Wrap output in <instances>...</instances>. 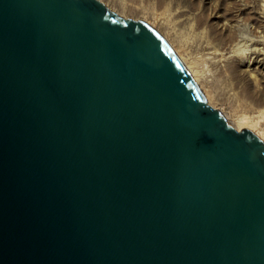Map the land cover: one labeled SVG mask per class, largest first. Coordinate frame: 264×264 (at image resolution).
<instances>
[{"label": "water", "instance_id": "obj_1", "mask_svg": "<svg viewBox=\"0 0 264 264\" xmlns=\"http://www.w3.org/2000/svg\"><path fill=\"white\" fill-rule=\"evenodd\" d=\"M0 264H264V144L148 25L0 0Z\"/></svg>", "mask_w": 264, "mask_h": 264}, {"label": "rangeland", "instance_id": "obj_2", "mask_svg": "<svg viewBox=\"0 0 264 264\" xmlns=\"http://www.w3.org/2000/svg\"><path fill=\"white\" fill-rule=\"evenodd\" d=\"M98 1L154 29L194 70L212 109L233 125L247 118L264 141V0Z\"/></svg>", "mask_w": 264, "mask_h": 264}, {"label": "bare ground", "instance_id": "obj_3", "mask_svg": "<svg viewBox=\"0 0 264 264\" xmlns=\"http://www.w3.org/2000/svg\"><path fill=\"white\" fill-rule=\"evenodd\" d=\"M145 24V23H144ZM264 36V35H263ZM162 37V36H161ZM263 39V38H262ZM261 39V40H262ZM260 40V39H259ZM264 40V39H263ZM262 40V41H263ZM259 42V41H258ZM261 43V41H260ZM263 43V42H262ZM207 49V48H206ZM173 50V49H172ZM209 49H207L208 51ZM211 50V49H210ZM174 51V50H173ZM174 53L177 55V53L174 51ZM207 53V52H206ZM208 55L213 56L212 58L217 59V61L219 62H223V55L222 54H218L217 52H215L214 50L211 52H208ZM177 57L179 58V60L181 61L180 57L177 55ZM211 60V59H210ZM182 65L184 66L185 70L188 72V74L190 75L191 79L193 80V82L195 83V85L198 87V89L200 90V92L202 93L204 99H205V103L208 107L213 108L211 101L209 99V97L206 95V91L204 92L201 87V85L198 82L197 76L194 72V70H192L189 66L185 65L182 61H181ZM225 123L226 125H228L230 128L234 129L236 132H242L243 130L249 131L250 133H252L253 136H255L261 143L264 144L263 141V137L260 134H257L255 131L252 130V128L254 129L255 127H253L252 125H250L251 123L247 120V118L245 117H240L238 118L236 125H233L231 122L227 121L225 118ZM256 129V128H255Z\"/></svg>", "mask_w": 264, "mask_h": 264}]
</instances>
